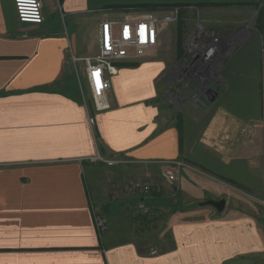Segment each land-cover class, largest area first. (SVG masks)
<instances>
[{"label": "crops", "instance_id": "crops-1", "mask_svg": "<svg viewBox=\"0 0 264 264\" xmlns=\"http://www.w3.org/2000/svg\"><path fill=\"white\" fill-rule=\"evenodd\" d=\"M42 2L44 22L34 24L0 0V264H264V43L215 21V41L228 46L215 53V77L165 83L184 54L174 24L154 50L121 64L102 112L71 59L97 53L115 6L264 15V0ZM172 91L180 101L168 104ZM98 152L133 161L92 162ZM223 198V212L201 205Z\"/></svg>", "mask_w": 264, "mask_h": 264}, {"label": "built area", "instance_id": "built-area-1", "mask_svg": "<svg viewBox=\"0 0 264 264\" xmlns=\"http://www.w3.org/2000/svg\"><path fill=\"white\" fill-rule=\"evenodd\" d=\"M13 2L20 22L34 24L44 22L42 0H13ZM185 9L187 6L182 5L160 6L156 9L138 7L122 9L102 21L96 54L86 57L72 55L73 62L82 63V67H78L77 70L87 80L96 111L102 112L111 108L107 92L112 86V77L118 74L121 64L126 61H137L154 50L165 32V27L175 24ZM204 29L205 27L200 24L194 29V33L186 38L183 57L174 69L176 76L197 79L202 74L203 76L208 74L211 69L215 60V39L211 41V34L208 35ZM90 122L94 125L95 118L91 117ZM90 160L104 162L110 166L133 161L122 155L107 158L100 153L92 156ZM181 166L183 162L180 160L169 163L165 171L167 177L175 180L177 177L175 171ZM129 185L133 189L140 190L144 196L151 192V185L145 181L131 179ZM262 202L264 203V200ZM142 207H145L144 203ZM96 221L99 230L104 231L108 228L102 218L98 217Z\"/></svg>", "mask_w": 264, "mask_h": 264}, {"label": "rangeland", "instance_id": "rangeland-1", "mask_svg": "<svg viewBox=\"0 0 264 264\" xmlns=\"http://www.w3.org/2000/svg\"><path fill=\"white\" fill-rule=\"evenodd\" d=\"M183 5H185V4H183ZM198 5H202L204 7H215V3L214 4L213 3L206 4V5L205 4H198ZM171 6H173V5H171ZM185 6H187V9L182 11L181 15L179 16L178 21L175 23L178 26V30H177L176 37H175V41L177 42L176 43L177 51H178L179 45L182 44V47H183L186 38L189 35H192L194 33L193 32L194 29L197 26H199L200 24L205 27L204 31H207L208 35L211 34L210 35V37H212L211 41L214 39L215 40L221 39L220 38L221 36H219V35L215 36V29H216L215 28L216 27L215 21L217 22L218 20H221V23H224L220 27H223L226 29H231V28L237 27L236 30H234L236 32L235 36L236 35L241 36V34L243 32V35L246 34L248 39L255 38L256 40L258 39L259 41H262L264 43V15H263V12L261 11V8L257 13L242 11L239 14L235 13V12L234 13L229 12V14H226V13L221 14L220 13V14H216V15H215V11L213 12V10H209L207 12L204 11V13L201 12L202 16H200V14H196V12L192 11V9L189 10L190 8H194V6H191V5H185ZM204 7H202V8H204ZM114 10H117V9H114ZM203 18H205V19H203ZM176 25L172 24V25H169L168 27L166 26L165 31H167V29L169 27L176 26ZM182 32H183V34H182ZM212 34L214 36H212ZM238 34H240V35H238ZM214 47H215V50L217 53L218 52L222 53V51H226L228 46H224V45L220 44L218 41H214ZM216 54H215V57L217 56ZM177 56L178 57H176L175 64L179 63V60H180V58L183 57V54L181 56H179V54H178ZM210 73H211V69H209L208 74L205 75L206 78H208V76H211V75H213L215 77L214 72H213V74H210ZM175 77H177V78H175ZM175 77L174 76L173 77L172 76H166L165 77V83L166 82L168 83L169 80H177L180 76H175ZM163 79H164V76H163ZM182 80H184V78H182ZM185 83L186 82L184 80V82H182L181 85H183L185 87ZM163 87L165 88V85H163ZM172 93H174V94L171 95V93H165V92L163 93L164 94L163 98L165 101L166 100L168 101V102H166L168 104H170V102L174 103L175 101H180L178 99V96L175 95V91H172ZM85 96L88 98V93H87L86 88H85ZM209 96H210V94L207 95L208 100H209ZM205 98H206V96H205ZM175 105H176V103H175ZM180 116H181L180 114L176 113L177 120L179 119ZM98 153H100V152H98ZM102 156H104V155H102ZM159 219H161V218H159ZM153 225H155L154 230H157L158 229L157 222H156V224L154 223Z\"/></svg>", "mask_w": 264, "mask_h": 264}, {"label": "water", "instance_id": "water-1", "mask_svg": "<svg viewBox=\"0 0 264 264\" xmlns=\"http://www.w3.org/2000/svg\"><path fill=\"white\" fill-rule=\"evenodd\" d=\"M210 96H209V101L210 102H214L215 101V98H216V93H215V90H211L210 91ZM226 199H219V200H216V199H208L207 201L201 203V205H211L213 207H215L217 209V211L219 212H223L226 208Z\"/></svg>", "mask_w": 264, "mask_h": 264}, {"label": "trees", "instance_id": "trees-1", "mask_svg": "<svg viewBox=\"0 0 264 264\" xmlns=\"http://www.w3.org/2000/svg\"><path fill=\"white\" fill-rule=\"evenodd\" d=\"M175 5L185 6L183 4H175ZM160 6L161 5H146V4H144V5L123 6V7L122 6H115V7H112V8L117 9V10H122V9H126V8H129V7H138V8H145V9H156V8H158ZM165 6L169 7L171 5H165ZM198 6H201V5H198ZM179 129L181 130V124H179ZM181 146H182V143H181ZM222 178L227 180V181H229V182H231V183H233V184H237L236 182H234V181H232V180H230L228 178H225V177H222Z\"/></svg>", "mask_w": 264, "mask_h": 264}, {"label": "bare ground", "instance_id": "bare-ground-1", "mask_svg": "<svg viewBox=\"0 0 264 264\" xmlns=\"http://www.w3.org/2000/svg\"><path fill=\"white\" fill-rule=\"evenodd\" d=\"M215 53H216V50H215ZM210 55L212 54V52L209 53Z\"/></svg>", "mask_w": 264, "mask_h": 264}, {"label": "flooded vegetation", "instance_id": "flooded-vegetation-1", "mask_svg": "<svg viewBox=\"0 0 264 264\" xmlns=\"http://www.w3.org/2000/svg\"><path fill=\"white\" fill-rule=\"evenodd\" d=\"M243 33V32H242Z\"/></svg>", "mask_w": 264, "mask_h": 264}]
</instances>
